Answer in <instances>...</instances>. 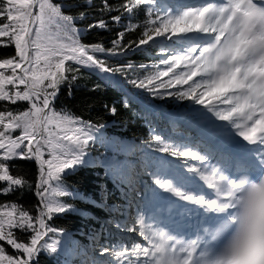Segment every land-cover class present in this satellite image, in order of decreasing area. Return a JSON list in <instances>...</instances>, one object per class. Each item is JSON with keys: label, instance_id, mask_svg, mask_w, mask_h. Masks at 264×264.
<instances>
[{"label": "snow or ice", "instance_id": "snow-or-ice-1", "mask_svg": "<svg viewBox=\"0 0 264 264\" xmlns=\"http://www.w3.org/2000/svg\"><path fill=\"white\" fill-rule=\"evenodd\" d=\"M93 30L115 31L110 46L82 42ZM7 48L14 52L0 56V197L27 190L38 200L32 208L0 203V264L55 258L62 250L55 237L64 235L51 223L56 214L97 219L49 193L117 214L105 224L127 238L101 246L109 264H264V186L237 199L264 176V0H0V50ZM130 53L148 60L136 64ZM82 69L131 85L134 98L146 93L149 108L155 99L188 101L165 118L173 132L194 129L195 138L169 141L150 128L151 140L138 146L57 109L62 87L72 96ZM237 138L246 143L233 147ZM97 145L103 153L93 156ZM17 161L36 165L34 184L13 174ZM97 166L115 189L100 186L99 200L64 184ZM117 193L120 203H109ZM193 213L190 231L174 226Z\"/></svg>", "mask_w": 264, "mask_h": 264}, {"label": "trees", "instance_id": "trees-1", "mask_svg": "<svg viewBox=\"0 0 264 264\" xmlns=\"http://www.w3.org/2000/svg\"><path fill=\"white\" fill-rule=\"evenodd\" d=\"M81 2L82 0H65L66 4H74ZM99 0H96L98 3ZM83 10V8H66V12L76 14ZM94 11V9H89ZM143 17H141L142 19ZM90 20L81 22L79 27H86ZM135 33L129 35L127 39H136ZM115 37V31L101 32L100 30H93L90 33L85 34L82 37V42L86 44H92L97 41H104L106 46H110L109 42ZM156 49H152V55L155 56ZM14 52L13 48H7L0 50V56H7ZM128 60L133 61L136 64L147 62L148 57L141 54H129ZM99 85V88L95 91L92 89ZM128 85V84H127ZM132 87L131 85H129ZM186 87V86H185ZM73 94L68 95L67 85L62 87L61 95L58 98L56 107L57 109H65L68 112L75 114V116L82 118L85 121H91L95 124L104 123L107 125L106 133L109 136H117L122 140L128 142H135L140 144L141 141H150V128L155 129V134H161L169 141L171 139L165 134V127L162 124V120L153 119L146 116L140 111L132 102L129 101L128 107L124 106L125 96L119 91L113 84H108L105 81L98 78L93 73L82 69L79 78L72 86ZM155 104L162 105L167 110H175L178 107L187 105L188 101H177L172 97L165 99L150 100ZM105 105L109 107L115 105L117 112L115 115H111L105 108ZM18 107H25L24 104L18 105ZM15 133L14 135H18ZM103 153V148L99 145L95 146L92 155L99 156ZM157 155H167L157 153ZM19 173L21 177L27 178L29 182L34 184L36 178V165L28 161H17L13 169V174ZM148 178V176L146 177ZM64 184L69 190L79 192L82 195L90 196L99 200L100 186L107 184L110 191L113 189L111 182L105 177L103 169L100 167H81L75 173H70L64 177ZM118 193L112 196L109 203H120L118 199ZM49 196L53 199L66 200L68 203L74 204L78 210L91 213L92 216L97 219H90L79 212H68L65 214H56V218L51 222L53 226L58 229H63L64 234L76 239L80 245L90 246L95 254L100 253L102 245L118 241L115 236L110 232L101 228L102 222H105L110 217L113 218V214L105 212L99 208H96L90 204L83 202L77 197H57L54 193H49ZM18 201L19 204L25 208H32L37 204L38 198L32 195V192L25 190L23 193L16 192L8 197H0V203L6 201ZM97 233H100L97 237ZM94 237H97L93 239ZM27 237H22L26 239ZM56 239L62 241L61 251L55 258L50 257L44 253L39 256V264H75L77 258L71 253L75 244L69 242L67 246L64 245L63 238L56 236ZM12 254H15V250L8 249Z\"/></svg>", "mask_w": 264, "mask_h": 264}, {"label": "rangeland", "instance_id": "rangeland-1", "mask_svg": "<svg viewBox=\"0 0 264 264\" xmlns=\"http://www.w3.org/2000/svg\"><path fill=\"white\" fill-rule=\"evenodd\" d=\"M174 4V3H173ZM141 96H146V93H142L141 94ZM139 146V145H138ZM140 153L139 152H137V156L139 155ZM136 158V157H135ZM134 158V159H135ZM173 159H176V158H173ZM180 162H181V164L183 163V159L181 158L180 159ZM114 215H116V214H114ZM107 229V228H106ZM111 231H113V234L114 235H116V236H118V237H124V239H126L127 238V234H124L123 236H122V234H121V232H118L114 227L111 229ZM121 235V236H120ZM133 238H136V239H138V237H133ZM72 252V254H74L76 257H78L79 255H90V250L87 248V249H84V248H81L79 251H76V248L74 247L73 248V250L71 251ZM100 259L102 260V259H108V258H106V257H102L101 258V256H100ZM87 260V259H86ZM103 264H105V263H103Z\"/></svg>", "mask_w": 264, "mask_h": 264}, {"label": "clouds", "instance_id": "clouds-1", "mask_svg": "<svg viewBox=\"0 0 264 264\" xmlns=\"http://www.w3.org/2000/svg\"><path fill=\"white\" fill-rule=\"evenodd\" d=\"M256 186H264V176H261L260 179H259V181H255V180H253V181L247 183V184L245 185V188H244V190L242 191V193H241L240 195L237 196V199H238V200H242V199L246 198L247 195H248V191H249L251 188L256 187Z\"/></svg>", "mask_w": 264, "mask_h": 264}]
</instances>
